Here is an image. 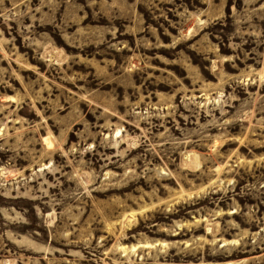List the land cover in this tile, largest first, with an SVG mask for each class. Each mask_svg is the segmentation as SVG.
I'll use <instances>...</instances> for the list:
<instances>
[{
	"label": "clouds",
	"instance_id": "obj_1",
	"mask_svg": "<svg viewBox=\"0 0 264 264\" xmlns=\"http://www.w3.org/2000/svg\"><path fill=\"white\" fill-rule=\"evenodd\" d=\"M0 88V264H264V0H0Z\"/></svg>",
	"mask_w": 264,
	"mask_h": 264
},
{
	"label": "rangeland",
	"instance_id": "obj_2",
	"mask_svg": "<svg viewBox=\"0 0 264 264\" xmlns=\"http://www.w3.org/2000/svg\"><path fill=\"white\" fill-rule=\"evenodd\" d=\"M193 2L194 3H198V0H193ZM149 19H150V16H149ZM163 33V29H161V34ZM162 39H164L165 41H167V37H165V36H163L162 35ZM161 52H165V50H160ZM229 49H227V48H223V52L225 53V54H227V53H229ZM201 63H204L203 61H200ZM13 67H16V65H13ZM205 72L207 73V69L205 68ZM22 74L23 75H32L31 73H28V72H25V71H23L22 70ZM12 83L14 84V85H16L17 87H19V83L17 82V81H15V80H13L12 81ZM0 91H4V89H2V88H0ZM8 92H9V94H11V90H7ZM21 114L22 115H28V116H31V115H33V114H31V113H28V112H26V111H24V110H22V112H21ZM70 139L71 140H75L76 139V137H75V135H74V133L73 134H70ZM57 159H59V157H57ZM30 202H28V201H7V200H4L3 198H0V206H7V205H9V204H14V205H16L17 207H23V206H25V205H27V204H29ZM33 227H35V225H32ZM221 257H216V259H220ZM177 259H179V258H177Z\"/></svg>",
	"mask_w": 264,
	"mask_h": 264
}]
</instances>
